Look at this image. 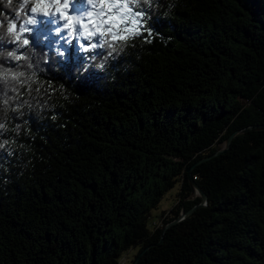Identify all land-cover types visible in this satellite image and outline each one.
<instances>
[{
  "label": "trees",
  "instance_id": "obj_1",
  "mask_svg": "<svg viewBox=\"0 0 264 264\" xmlns=\"http://www.w3.org/2000/svg\"><path fill=\"white\" fill-rule=\"evenodd\" d=\"M133 5L150 41L69 45L29 13V44H0L37 73L0 105V264H264V0ZM190 176L208 201L166 228L202 201Z\"/></svg>",
  "mask_w": 264,
  "mask_h": 264
},
{
  "label": "snow or ice",
  "instance_id": "obj_2",
  "mask_svg": "<svg viewBox=\"0 0 264 264\" xmlns=\"http://www.w3.org/2000/svg\"><path fill=\"white\" fill-rule=\"evenodd\" d=\"M85 4L86 0H82ZM77 0H73V7L76 6ZM109 6L112 8L111 12L106 9H102L95 17L82 16L81 12L77 14L74 19L73 15H69L66 9L69 7L68 0H53V4H47L39 2V7L36 13H40L43 17H48L52 20L54 25H58L54 28L53 34L59 36L61 40H65L71 44L69 40L70 32L78 42V46L81 44L91 46L92 41L103 47L102 34L106 33L113 41H125L129 38L135 39L137 37L148 40L152 36V30L148 25V19L150 13L136 8L133 4H128V11H124V5L122 0H108ZM55 8L53 11L50 9ZM37 18V17H36ZM38 20V18H37ZM63 22V23H62ZM91 25V26H90ZM33 25L28 26V30L21 31L17 28L18 37L16 43L19 44L20 38L23 37L25 45L29 44L30 34L33 32ZM88 27L89 35L92 40H88L84 35V28ZM65 30H67L65 32ZM61 33L65 35L61 36ZM99 37V39H95ZM86 41L87 43H81ZM150 41V40H148ZM2 47V45H0ZM87 50V47L84 49Z\"/></svg>",
  "mask_w": 264,
  "mask_h": 264
},
{
  "label": "clouds",
  "instance_id": "obj_3",
  "mask_svg": "<svg viewBox=\"0 0 264 264\" xmlns=\"http://www.w3.org/2000/svg\"><path fill=\"white\" fill-rule=\"evenodd\" d=\"M93 2L94 0H86L85 5H89ZM128 3L138 6L148 5V8H152V0H128ZM174 6L175 5H172V7ZM38 7L39 0H0V44L16 43L18 37L17 24H19L21 31L28 30L29 25L37 26L38 20L36 16L30 15L29 13H36ZM45 39H47V37H45ZM23 45H25L24 42ZM31 51L37 53L35 47H32ZM55 52L56 55L60 57L64 56L63 51L59 48H56ZM38 55H40V53H38ZM48 59V53L45 52L37 63L40 66L41 61L46 63ZM0 60H4L6 63L22 62L20 63V68L26 66L29 70L36 67V65L31 62V58L27 54L19 52L17 47H12L11 49L4 47L0 49ZM20 68H6L4 64H0V83H3L5 86L4 92L0 93V105L4 107L8 106L9 101L15 99V97L8 96L9 90L16 91L12 84L13 81L20 83V78L24 76H27V80H34L37 75L35 71H33L31 75H28L27 72L20 70ZM40 68L46 71V69ZM85 70L87 69L85 68Z\"/></svg>",
  "mask_w": 264,
  "mask_h": 264
},
{
  "label": "rangeland",
  "instance_id": "obj_4",
  "mask_svg": "<svg viewBox=\"0 0 264 264\" xmlns=\"http://www.w3.org/2000/svg\"><path fill=\"white\" fill-rule=\"evenodd\" d=\"M69 3V7L68 9H66L65 11L68 12L69 15H73L74 19H76V15L79 14L81 12L82 16H88V17H93L96 18L95 16L102 10V9H106L109 12H111L112 8L109 6L108 0H94L93 3L89 4V5H85L82 0H77L76 6L73 7V0H68ZM63 23V22H62ZM58 25H54L53 22L50 23V26H48L45 29H49L51 30V32H53L54 28L57 27ZM91 26V25H90ZM44 28V27H43ZM67 30H65L66 32ZM61 36L65 35V33H61ZM73 35L71 32L69 34V38L71 40V42H74L76 39L73 38ZM84 35L85 38L88 40H92V37L89 35L88 32V27L85 26L84 28ZM96 39V38H95ZM94 41H92L93 43ZM81 43H87L86 41H81ZM179 189H180V184H178L177 186H175L173 189H171L169 192H167V194L164 196L163 199H161L158 208L156 210H154L153 214H152V218L154 220H158L161 216V214H163L165 211H167L166 213H164L163 215L166 214V218L168 219L170 216V210L174 207V205L176 204L178 198H179ZM201 197L200 192L196 189L194 193H192L191 198H198ZM183 214V213H181ZM179 214V215H181ZM168 215V217H167ZM161 219V218H160ZM140 247L136 246L135 248H133L130 251V255L128 256V263H131L132 259L134 258V256L138 253Z\"/></svg>",
  "mask_w": 264,
  "mask_h": 264
},
{
  "label": "water",
  "instance_id": "obj_5",
  "mask_svg": "<svg viewBox=\"0 0 264 264\" xmlns=\"http://www.w3.org/2000/svg\"><path fill=\"white\" fill-rule=\"evenodd\" d=\"M253 127H255V126H248V127L244 128V129H239V130L234 131V132L228 137V139L226 140V143L223 145V147H222L221 149H219L214 155H218V154H220V153H223V152L228 151V150L230 149V144H232V141H233L234 137H235L237 134H239V133H241V132L244 133V132H246L247 130L252 129ZM214 155H211V156H209V157H207V158L213 157ZM207 158H204V159H202V160H200V161H197V162L200 163L201 161H203V160H205V159H207ZM193 168H194V165H193L192 167L189 168V171H188V172H189L190 175H191V172H192V169H193ZM190 180H191V183H192V185H193V186H192V187H193V191H192V193H194L195 190L197 189V190L200 192V194H201L202 201H201V203H199L198 205H195L193 208H191L189 211H187V212H183V214L179 215V216H178L173 222H171L168 226H166V228H168L171 224L176 223V222L182 220L183 217H186L187 215H190L195 209L199 208V207L202 206L206 201H208V195H207L203 190H201V189L198 187L197 183L193 180V178H192L191 176H190ZM138 262H139V258H136V259L134 260V263H133V264H138Z\"/></svg>",
  "mask_w": 264,
  "mask_h": 264
},
{
  "label": "built area",
  "instance_id": "obj_6",
  "mask_svg": "<svg viewBox=\"0 0 264 264\" xmlns=\"http://www.w3.org/2000/svg\"><path fill=\"white\" fill-rule=\"evenodd\" d=\"M164 217H166V214L163 215V217H162L159 221H155V222L153 223V225H154V226H161ZM183 218H184V217H183ZM183 218H182V219H183Z\"/></svg>",
  "mask_w": 264,
  "mask_h": 264
}]
</instances>
